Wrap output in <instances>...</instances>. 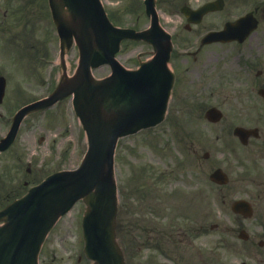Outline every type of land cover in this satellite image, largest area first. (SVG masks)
Returning <instances> with one entry per match:
<instances>
[{
	"label": "rangeland",
	"instance_id": "rangeland-1",
	"mask_svg": "<svg viewBox=\"0 0 264 264\" xmlns=\"http://www.w3.org/2000/svg\"><path fill=\"white\" fill-rule=\"evenodd\" d=\"M138 2L140 4V0H103L107 12L118 24L142 28L147 19ZM167 18L162 15V20ZM37 22L35 35L40 39L37 43L41 45L43 39H49L51 51L55 50L57 54L53 28L42 17ZM169 22L168 26L173 20ZM172 29L179 31V28ZM123 45L126 50L118 56L122 62L134 64L138 53H141V59L148 55L146 43L125 42ZM234 52L230 45L213 47L207 54L215 56L208 64L212 68L217 63L227 62L231 74L237 68L249 82L255 76V69L238 63L231 56ZM77 56V48L68 53L66 63L70 71L76 67ZM188 68H180L165 120L121 137L117 143L118 237L127 264H264V246L257 244L264 238V183H259L264 179V156L261 154L264 149V103L258 101L254 112L251 101L256 100L240 97L227 83L216 81L213 74L215 82L210 72L207 81L210 86L191 97V89L197 86V81L195 77L190 81ZM42 70L33 69L43 76ZM109 71L107 65H102L93 73L102 77ZM186 90L190 91L189 97L182 96ZM210 105L223 110L221 121H206L203 113ZM62 109L68 115L62 116L58 125L61 129L68 120L69 131L67 137H59L58 149L62 154L67 147L68 160L63 165L73 167L82 157L85 139L80 123L72 115L71 104L62 103L58 110ZM255 118L259 119L262 139L243 147L232 136V127L246 120L253 122ZM47 122L53 123L50 118ZM41 130L35 134L43 133L48 138L54 132L51 130L48 134ZM26 145L35 147L39 153H49L52 149L47 139L39 143L28 133L21 135L16 147L25 148ZM204 151L209 152L207 158L202 156ZM53 153L57 154V151L54 149ZM58 161L61 166V159ZM217 166L227 172V184L209 181L208 173ZM21 186L22 183H0V202L7 201ZM236 198H247L253 203L255 212L250 218L244 219L230 210V202ZM83 207V202L78 201L53 226L42 248L44 264H86L80 226ZM213 224L216 226L211 228ZM240 227L249 233L248 240L238 238Z\"/></svg>",
	"mask_w": 264,
	"mask_h": 264
},
{
	"label": "water",
	"instance_id": "water-1",
	"mask_svg": "<svg viewBox=\"0 0 264 264\" xmlns=\"http://www.w3.org/2000/svg\"><path fill=\"white\" fill-rule=\"evenodd\" d=\"M62 44L74 37L80 58L76 74L64 79L48 103L69 93L87 132L88 149L80 167L55 172L28 193L0 210V264H37L42 241L56 219L79 198L86 208L82 218L85 251L93 264H124L115 238L117 211L113 153L119 136L159 122L164 113L171 76L166 66L170 43L157 29L135 32L114 27L99 0H50ZM140 37L151 42L155 56L140 69L124 72L114 58L119 41ZM111 65L113 74L97 80L90 67ZM207 113L216 120L220 112ZM251 130L236 127L243 139ZM207 154H205L206 156ZM209 177L219 183L226 174L216 168ZM234 211L251 213L250 204L235 200Z\"/></svg>",
	"mask_w": 264,
	"mask_h": 264
},
{
	"label": "flooded vegetation",
	"instance_id": "flooded-vegetation-1",
	"mask_svg": "<svg viewBox=\"0 0 264 264\" xmlns=\"http://www.w3.org/2000/svg\"><path fill=\"white\" fill-rule=\"evenodd\" d=\"M208 1L211 0H157V6L164 11L165 16L169 17L165 22L170 24L171 19L175 27L180 22L186 32H171L173 41L171 67L175 73V86L178 83L180 68L187 69L190 65L186 72L189 73L190 81H194L195 77L200 82L197 84L200 86L198 94H201L206 87V84H203L205 75H202L212 57V54L208 55L207 52L213 47L229 44L236 48L237 52L233 56L237 59L251 57L253 61L250 60V65H254L255 61L264 57V0H233L236 3L229 6L227 2L230 0H222L219 9L206 11L199 18L194 13L192 17L197 20L188 22L187 16L181 11L182 7L188 6L196 11ZM39 8L38 0H0V140L8 133L17 111L24 104L44 96L51 90L59 75V73L54 74L53 70L50 71V68H46V75L44 68L37 69L38 71L43 69V76L42 73L40 75L35 73L33 68H24L33 60L47 58L52 50L49 39H43L39 45L27 36L37 27L34 21H22V12H37ZM232 9L239 11L236 16L251 12L257 21L254 31L242 42L203 43V35L209 30L220 28L221 22H218L225 15H230L229 11ZM227 19L232 18L228 17L225 20ZM183 60L185 62L182 64ZM262 74L261 70H257V76ZM236 82L239 83L240 80L237 79ZM262 87H264V77L254 85L237 84L232 91L240 95L248 94V100H255L258 90ZM39 90L42 92L40 96L37 95ZM67 102L68 100H60L44 111L32 112L23 117L13 143L7 149L0 151V168L7 165V176L3 177L0 171V183H35L47 169L57 164L59 158L62 165L67 163L66 150L60 154L58 149L59 137L64 138L68 135V120L61 129L58 125L62 116L68 114L64 109L58 110V107ZM38 113L42 116L41 121L48 133L54 130L48 138L41 136V139H47L49 146H52L49 153H39L37 149L28 146L16 148L21 133L34 134L38 128H41V122H36L35 118ZM48 118L51 119L52 124L47 122ZM252 140L253 138L250 137L246 145H252ZM54 149L57 154L53 153ZM8 151L13 152L9 160L5 159ZM259 183H264V179H260ZM260 244L264 246V241L261 240Z\"/></svg>",
	"mask_w": 264,
	"mask_h": 264
}]
</instances>
